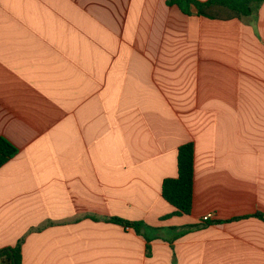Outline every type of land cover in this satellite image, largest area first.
<instances>
[{"label": "crops", "instance_id": "0c3cea01", "mask_svg": "<svg viewBox=\"0 0 264 264\" xmlns=\"http://www.w3.org/2000/svg\"><path fill=\"white\" fill-rule=\"evenodd\" d=\"M0 137L18 149L0 249L22 240V264H264V2L211 20L167 0H0ZM188 142L192 209L170 216Z\"/></svg>", "mask_w": 264, "mask_h": 264}, {"label": "trees", "instance_id": "16d2710c", "mask_svg": "<svg viewBox=\"0 0 264 264\" xmlns=\"http://www.w3.org/2000/svg\"><path fill=\"white\" fill-rule=\"evenodd\" d=\"M263 2L264 0H207L204 2L167 0L169 6H176L185 15H197L211 20H231L255 16ZM17 152L16 146L6 138L0 137V168ZM177 167L178 175L174 178H167L162 183L163 198L175 208L170 216L188 215L192 209L194 180V145L192 142L179 146ZM255 217L264 219L263 214L260 213L255 214ZM108 220L116 224L132 225L138 233L145 228L141 222L129 223L118 217H111ZM209 223L206 222V224ZM196 227L198 226H188V229ZM146 234L145 232L143 235ZM146 239L150 241V238L146 237ZM21 246L22 240H19L15 246L0 249V264H22Z\"/></svg>", "mask_w": 264, "mask_h": 264}, {"label": "built area", "instance_id": "2783aa9c", "mask_svg": "<svg viewBox=\"0 0 264 264\" xmlns=\"http://www.w3.org/2000/svg\"><path fill=\"white\" fill-rule=\"evenodd\" d=\"M211 217H212V214H206V215L202 218V220H203V222H207Z\"/></svg>", "mask_w": 264, "mask_h": 264}, {"label": "water", "instance_id": "95a60500", "mask_svg": "<svg viewBox=\"0 0 264 264\" xmlns=\"http://www.w3.org/2000/svg\"><path fill=\"white\" fill-rule=\"evenodd\" d=\"M141 231L143 232V231H145V229L143 228Z\"/></svg>", "mask_w": 264, "mask_h": 264}, {"label": "rangeland", "instance_id": "374dc122", "mask_svg": "<svg viewBox=\"0 0 264 264\" xmlns=\"http://www.w3.org/2000/svg\"><path fill=\"white\" fill-rule=\"evenodd\" d=\"M143 229V228H142Z\"/></svg>", "mask_w": 264, "mask_h": 264}]
</instances>
